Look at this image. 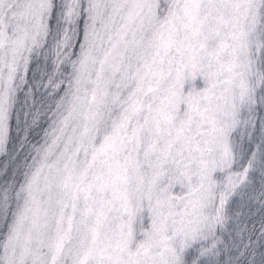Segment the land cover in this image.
<instances>
[{
	"label": "snow or ice",
	"instance_id": "snow-or-ice-1",
	"mask_svg": "<svg viewBox=\"0 0 264 264\" xmlns=\"http://www.w3.org/2000/svg\"><path fill=\"white\" fill-rule=\"evenodd\" d=\"M0 264H264V0H0Z\"/></svg>",
	"mask_w": 264,
	"mask_h": 264
}]
</instances>
